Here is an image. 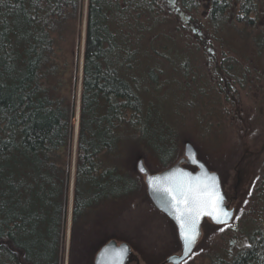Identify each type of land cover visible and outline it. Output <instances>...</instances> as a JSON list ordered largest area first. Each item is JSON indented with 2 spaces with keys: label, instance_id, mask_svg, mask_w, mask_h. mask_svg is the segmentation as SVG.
<instances>
[{
  "label": "trees",
  "instance_id": "obj_1",
  "mask_svg": "<svg viewBox=\"0 0 264 264\" xmlns=\"http://www.w3.org/2000/svg\"><path fill=\"white\" fill-rule=\"evenodd\" d=\"M198 1L176 6L192 12ZM236 6L248 17L264 0H207L212 28ZM169 7L168 0H0V264H63L66 241L67 264L83 261L92 237L138 198V150L163 165L177 154L184 131L169 101L185 79L195 88L188 104H196L205 81L174 42ZM83 14L75 136L63 52ZM217 264H264V227Z\"/></svg>",
  "mask_w": 264,
  "mask_h": 264
},
{
  "label": "rangeland",
  "instance_id": "obj_2",
  "mask_svg": "<svg viewBox=\"0 0 264 264\" xmlns=\"http://www.w3.org/2000/svg\"><path fill=\"white\" fill-rule=\"evenodd\" d=\"M168 3L173 12L174 42L191 56L195 67L189 70L195 69L198 79H204L205 91L196 95V104H188L189 91L195 88L184 79V90L169 101L184 131L173 160L163 165L153 154L140 150L138 158L150 173H158L182 158L184 144L190 141L198 158L220 175L233 219L220 226L205 219L199 247L184 263L217 264L247 246L252 232L264 227V8H255L246 17L239 16L236 6L221 21L222 27L214 30L208 20L207 0H199L192 12L177 7L176 0ZM84 22L83 14L76 23L74 42L67 37L63 52V59L70 64L64 78L69 82L72 76L73 80L70 86L65 82V91L75 100L76 110ZM177 104L180 110L175 108ZM199 115L202 122L196 120ZM138 177V198L106 231L94 234L86 258L81 261L78 256L73 264H93L99 247L110 240L128 243L141 264H159L162 256L180 250L174 225L154 208L146 195L144 178L139 173ZM68 232L69 222L67 237ZM67 252L68 241L63 264L67 263Z\"/></svg>",
  "mask_w": 264,
  "mask_h": 264
},
{
  "label": "water",
  "instance_id": "obj_3",
  "mask_svg": "<svg viewBox=\"0 0 264 264\" xmlns=\"http://www.w3.org/2000/svg\"><path fill=\"white\" fill-rule=\"evenodd\" d=\"M197 168L196 171H190L183 167V164ZM137 173L144 178L146 187V195L153 204V206L175 225L181 244V254L174 255L167 260V263L179 264L187 259L193 252L197 240L201 234V225L205 218H208L212 223L217 225L229 224L232 221L233 211L228 210L225 205V193L222 188L221 178L218 173L209 170L206 164L199 160L197 151L193 144L188 141L184 144L183 157L180 158L171 167L158 172L150 173L145 167L143 160L138 158L135 165ZM143 169V171L141 170ZM215 178V191L221 197V207H223L229 215L226 217L219 216L214 219L216 215L209 208L207 212L199 211L195 204L191 206L192 210L189 211L188 207L184 204H177L166 189H183L187 191L192 190V195L195 196L202 188L203 185H211L213 182L209 179ZM151 180V184L149 181ZM219 221V222H218ZM191 227L195 234V239L185 250V241L181 236L182 231L185 229L181 227ZM130 255V246L126 242L117 243L115 240H110L99 247L93 258V264H127Z\"/></svg>",
  "mask_w": 264,
  "mask_h": 264
},
{
  "label": "snow or ice",
  "instance_id": "obj_4",
  "mask_svg": "<svg viewBox=\"0 0 264 264\" xmlns=\"http://www.w3.org/2000/svg\"><path fill=\"white\" fill-rule=\"evenodd\" d=\"M143 171V169H141ZM213 183L211 185H203L200 190H198L195 196L192 195V190L188 189L187 191L183 189H166L169 192L171 198L177 202V204H184L188 207L189 211L192 210L191 206L193 204L196 205L199 214V211L207 212L210 208L213 213L216 215L213 216L214 219H217L219 216L226 217L229 213L221 207L220 201L221 197H219L218 193L215 191V178H209ZM151 184V180L149 181ZM219 222V221H218ZM185 230L182 231L181 236L185 241V250H188L189 246L195 239L194 231L191 227H185L184 224L181 225Z\"/></svg>",
  "mask_w": 264,
  "mask_h": 264
},
{
  "label": "flooded vegetation",
  "instance_id": "obj_5",
  "mask_svg": "<svg viewBox=\"0 0 264 264\" xmlns=\"http://www.w3.org/2000/svg\"><path fill=\"white\" fill-rule=\"evenodd\" d=\"M184 166H186V168H188L190 171H196V168H194V167H192V166H188L187 164H184ZM207 167L209 168V170H211V171H215V170L211 169L208 165H207ZM226 200H227V198H226ZM225 205H226V208L228 209L229 207H228V205L226 204V201H225ZM165 217H166V216H165ZM169 221H170V220H169ZM170 222H171V221H170ZM171 223H172V222H171ZM172 224H173V223H172ZM203 224H204V223H202V226H203ZM173 225H174V224H173ZM174 227H175V225H174ZM175 229H176V227H175ZM201 229H202V227H201ZM176 234H177V239H178V241H179V237H178L177 229H176ZM200 238H201V237H200ZM199 242H200V239L198 240V242H197V244H196V246H195V249H194V251H193V253H192L191 255H193V254L195 253L196 249L199 247ZM179 245H180V250H179L176 254L168 253V254L162 256V258H161V263H159V264H173V263H167V260H168L170 257L174 256V255L177 256V255H180V254H181V244H180V242H179ZM129 246H130V245H129ZM188 258H190V257H188ZM188 258L185 259L184 261H182V262L179 263V264H184L185 261L188 260ZM137 259H138V258L136 257L134 251L132 250V248H131V246H130V255H129V258H128V260H127V264H141V263H140V260H137Z\"/></svg>",
  "mask_w": 264,
  "mask_h": 264
},
{
  "label": "bare ground",
  "instance_id": "obj_6",
  "mask_svg": "<svg viewBox=\"0 0 264 264\" xmlns=\"http://www.w3.org/2000/svg\"><path fill=\"white\" fill-rule=\"evenodd\" d=\"M78 106H79V104H78ZM78 106H77L76 114H78V110H79Z\"/></svg>",
  "mask_w": 264,
  "mask_h": 264
}]
</instances>
